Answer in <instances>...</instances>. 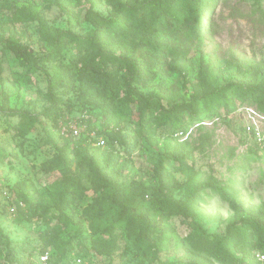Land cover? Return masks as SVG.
Masks as SVG:
<instances>
[{
    "label": "trees",
    "instance_id": "16d2710c",
    "mask_svg": "<svg viewBox=\"0 0 264 264\" xmlns=\"http://www.w3.org/2000/svg\"><path fill=\"white\" fill-rule=\"evenodd\" d=\"M2 1L5 8L12 7L9 0ZM218 1L221 0H146L139 7L119 1L117 11L106 18L88 9L82 15L84 23L89 25V31L83 37L51 26L39 11L26 6L18 8L19 13L13 16L15 25L36 23L39 41L51 47V51L45 57L37 58L30 44H23L14 36L7 40L4 48L15 56L20 66L30 70H36L42 62L49 63L52 72L48 73L46 97L50 105L44 115L50 120L52 132L58 134L59 123L66 117L81 118L87 129L78 139L58 134L66 141L51 160L55 166H64L55 192L58 216L53 217L56 222L45 217L46 228L40 232L41 244L29 253V263H33L32 258L49 252V264H69L68 256L77 247L80 248L78 253L91 252L110 260L131 251L143 260H155L158 252L168 248L170 238H176L173 230L164 236L160 223L170 227L169 222L178 218L189 229L184 241L178 243V248L185 252L179 264H264L257 258L258 254L264 256V220L260 216L232 220L223 235L204 230L199 222L204 214L201 207L215 197L228 201L233 191L209 179L202 180L201 173L189 176L194 171L189 159L161 155L155 171L157 184L146 186L141 182L133 185L131 190L106 174L113 153L120 147H124L125 152L130 149L131 140L122 134L124 130L128 133L133 127L141 139L145 137L155 146L157 141L147 133L161 127L169 128L171 136H182L192 123L203 116L218 115L219 109L228 108L236 99L252 100L264 112V104H260L257 97L259 92L264 94V84L242 80L220 87L208 80L206 72H201L190 93V101L182 100L166 107L158 94L144 95L133 86L134 81L122 73L123 63L113 44L122 46L131 39L143 67H161L164 59L174 53L170 48L174 38L181 39L186 48H191L211 34L214 4ZM69 44L76 53L66 60ZM185 47L179 49L186 50ZM109 65L116 67L112 69ZM170 65L174 66V63ZM136 76L141 78V75ZM71 94L75 97L74 102L69 97ZM110 115L118 120L117 130H113L114 127L105 132L97 129L92 117ZM21 118L27 125L21 123L15 128L19 137L27 135L32 123L37 122L31 115L23 114ZM123 124L126 125L122 127ZM52 132L48 134L55 142ZM100 138L106 141L105 148L95 145ZM166 144L170 148V143ZM101 152L107 157L99 158ZM74 158L78 164L76 174L71 170ZM169 158L177 161L175 165L181 174L188 176L185 183L179 184L183 200H177L161 183L172 177L169 169L164 167V161ZM85 181L90 182V188L83 183ZM11 196L12 201L4 198L3 203L7 209L16 205L18 222L44 216L36 211L23 213L27 201L25 193ZM83 199L87 202L75 216L87 230L88 240L84 244L74 243L73 238L64 239L68 228L76 226L66 211ZM20 202L24 207L19 206Z\"/></svg>",
    "mask_w": 264,
    "mask_h": 264
},
{
    "label": "rangeland",
    "instance_id": "374dc122",
    "mask_svg": "<svg viewBox=\"0 0 264 264\" xmlns=\"http://www.w3.org/2000/svg\"><path fill=\"white\" fill-rule=\"evenodd\" d=\"M9 1L12 7L5 8L0 0V264H31L28 255L41 244L40 232L46 228V219L56 222L53 217L58 216L55 192L64 166H55L51 160L66 141L58 136L59 130L58 134L52 132L50 120L44 115L50 105L46 97L48 73L52 72L49 63L42 62L36 70H30L20 66L15 56L4 48L11 36L20 39L23 44H30L37 58L45 57L51 47L39 41L36 23L15 25L13 16L19 13V7L26 6L32 11L41 12L51 26L83 37L89 31V25L83 20V14L88 9L106 18L117 11L119 1L139 7L146 0ZM212 17L214 26L211 34L205 35L191 48H186L181 39L174 38L170 44L174 53L169 54L162 66L156 69L153 66L145 68L138 61L140 55L135 54L133 40L127 39L122 46L113 44L119 61L123 63L122 73H126L134 81L133 86L138 87L144 95L158 94L166 107L174 102L190 101V93L201 72H206L208 80L220 87L242 80L256 85L264 84V0H221L214 4ZM69 46L70 49L65 52L66 60L76 53L72 44ZM109 66L112 69L116 67ZM136 75H141V78ZM258 94L259 103L264 104V94ZM69 97L72 102L75 101L72 94ZM23 114L31 115L37 122L32 123L27 135L19 137L15 128L21 123L26 124L21 118ZM92 118L96 128L101 131L112 130V127L117 130L118 120L112 115ZM124 131L122 134L131 140L130 149L125 152L124 147H120L113 153L106 174L129 186L130 190L141 182L146 186L157 184L155 171L161 155L175 159L183 157L189 159L194 169L189 176L201 173L202 180L209 179L233 191L228 201L215 197L201 207L204 214L199 222L204 230L223 235L232 220L252 216H260L264 220V112L252 100H234L228 108L219 109L218 115L203 116L200 121L192 123L182 136H171L169 128L160 127L151 131L147 135L157 141L155 146L145 137L141 139L133 127L128 133ZM49 132L57 141L51 140ZM167 142L170 148L166 147ZM98 156L104 159L107 154L101 152ZM176 162L170 158L164 161V167L169 169L172 177L161 183L177 200H183L179 184L185 183L188 176L178 171ZM71 170L75 174L78 172L76 158ZM83 183L91 187L89 181ZM20 192L27 197L23 213L36 211L42 213L43 217L22 223L16 220V205L12 204L7 209L3 200L6 198L10 202L11 195ZM85 202L86 199L80 200L79 204L66 211L76 226L68 228L65 240L73 238L74 243L83 244L88 240L86 227L75 216ZM35 204L38 206L35 207ZM19 206L24 207V203L20 202ZM169 224L170 227H167L160 223L165 231L164 236L173 230L176 238H170L168 248L158 252L155 260H143L133 251L116 255L110 260L91 252L78 253L80 248L77 247L70 252L67 261L179 264L185 252L178 248V243L184 241L189 229L178 218ZM53 255L57 258L56 254Z\"/></svg>",
    "mask_w": 264,
    "mask_h": 264
},
{
    "label": "built area",
    "instance_id": "2783aa9c",
    "mask_svg": "<svg viewBox=\"0 0 264 264\" xmlns=\"http://www.w3.org/2000/svg\"><path fill=\"white\" fill-rule=\"evenodd\" d=\"M84 119H87V118H84ZM81 120L82 119L79 117H73V118L66 117L65 120H62L59 123L58 129H59L60 134L64 137H70V138L78 139L87 130L86 126L84 125V123ZM250 130L251 129H249V131ZM91 135L94 136L95 134L92 133ZM95 145L97 147L105 148L106 147V141L104 139L100 138L99 141L97 142V144H95ZM257 258L260 261H264V256L261 254H258ZM36 259L37 260H35V261L33 260V262H35L37 264H49L50 253L46 252ZM69 264H89V262H86V261L73 262V261H71Z\"/></svg>",
    "mask_w": 264,
    "mask_h": 264
}]
</instances>
